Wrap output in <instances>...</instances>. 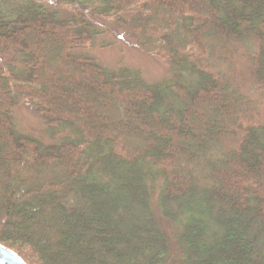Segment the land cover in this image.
Returning a JSON list of instances; mask_svg holds the SVG:
<instances>
[{"label":"trees","instance_id":"trees-1","mask_svg":"<svg viewBox=\"0 0 264 264\" xmlns=\"http://www.w3.org/2000/svg\"><path fill=\"white\" fill-rule=\"evenodd\" d=\"M44 2L0 0V243L27 264H264V0ZM86 17L171 78L80 51ZM24 104L63 134L19 131Z\"/></svg>","mask_w":264,"mask_h":264},{"label":"rangeland","instance_id":"rangeland-1","mask_svg":"<svg viewBox=\"0 0 264 264\" xmlns=\"http://www.w3.org/2000/svg\"><path fill=\"white\" fill-rule=\"evenodd\" d=\"M44 3L51 6L49 0ZM137 8L138 6H135L123 11L120 16L130 20ZM88 19L95 25L98 33L93 38L92 46L80 51L92 56L101 66L108 70L120 68L136 70L147 83L171 78L172 68L170 64L143 50L136 43L129 29L119 26L112 18ZM186 77L191 79V76ZM12 116L19 131L36 136L45 143L54 142L63 134L62 131L50 133L29 104L16 106L12 111ZM153 207L156 212L155 201H153ZM14 226L15 224L12 222L5 223L6 229H12ZM165 227L174 245V235L178 228L171 223L166 224Z\"/></svg>","mask_w":264,"mask_h":264},{"label":"water","instance_id":"water-1","mask_svg":"<svg viewBox=\"0 0 264 264\" xmlns=\"http://www.w3.org/2000/svg\"><path fill=\"white\" fill-rule=\"evenodd\" d=\"M0 264H27L16 252L0 243Z\"/></svg>","mask_w":264,"mask_h":264}]
</instances>
